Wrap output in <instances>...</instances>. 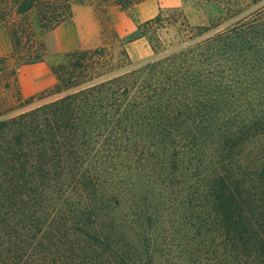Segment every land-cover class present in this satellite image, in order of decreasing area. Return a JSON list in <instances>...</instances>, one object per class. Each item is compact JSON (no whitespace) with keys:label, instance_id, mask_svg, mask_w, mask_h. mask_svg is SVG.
Returning <instances> with one entry per match:
<instances>
[{"label":"trees","instance_id":"obj_1","mask_svg":"<svg viewBox=\"0 0 264 264\" xmlns=\"http://www.w3.org/2000/svg\"><path fill=\"white\" fill-rule=\"evenodd\" d=\"M142 1L0 0L4 88L74 4ZM203 1L225 15L181 22L177 44L159 9L118 50L68 52L50 88L16 92L0 119V264H264V0ZM138 39L153 58L133 66Z\"/></svg>","mask_w":264,"mask_h":264},{"label":"rangeland","instance_id":"obj_2","mask_svg":"<svg viewBox=\"0 0 264 264\" xmlns=\"http://www.w3.org/2000/svg\"><path fill=\"white\" fill-rule=\"evenodd\" d=\"M233 1L235 0H231L230 7H232ZM236 1L239 3V0ZM241 2L244 4L238 5L239 8H243L248 1L241 0ZM139 8L140 10H137ZM161 12L164 18H169V22H172V19L175 18L177 20L176 24L172 22V25L160 32L165 47H167V44H177L179 42L176 26L181 22L188 23L191 26L208 25L210 19L222 18L225 15V9L220 4L206 3L203 0H188L186 2L180 0L179 8H162ZM157 13L156 6L148 3L136 4L128 10H121L117 7L103 8L76 3L73 6L72 20L59 28L57 33H50L47 34L48 36L42 37L46 48V59L43 61H46L45 64L50 70L52 66L57 65V61H61L62 63L64 55L73 50L104 46H112L118 50L119 45L129 37L137 24L153 18ZM3 40L4 36L0 34V55H5L1 51ZM125 49L129 54L133 66L141 65L153 58L150 47L145 39H138L129 43L125 45ZM43 77L45 76H41L40 73L38 78L43 79ZM7 81L8 79L5 76L0 77V119L9 116L10 112L6 111L15 103L16 92H19L20 97H28L21 94L18 80L5 89L4 83ZM53 81L55 82V80ZM52 85H48L45 81L42 83L32 82L28 83L27 88L30 91L35 88H41L36 92L40 93Z\"/></svg>","mask_w":264,"mask_h":264},{"label":"crops","instance_id":"obj_3","mask_svg":"<svg viewBox=\"0 0 264 264\" xmlns=\"http://www.w3.org/2000/svg\"><path fill=\"white\" fill-rule=\"evenodd\" d=\"M146 3L151 4V5L154 4L156 6L157 11H159V9L161 10L162 8H167V7H174V8L180 7V0H144L137 5L146 4ZM137 10H140V8ZM64 25H65V23L61 24L59 27H57L55 30L51 31L50 33L51 34L57 33L59 28H61ZM50 33H48V34H50ZM0 34H2L4 36L3 47H2L1 51L3 54H8L11 51V43H10V39L8 36L7 29L0 26ZM44 36H48V35L46 34ZM45 59H46V56H45L44 60ZM45 62L46 61H43V62L38 63V64H34V65H30V66H23V67L19 68L17 80H18L20 92L23 96L32 95L41 89V88H37V89L35 88V89L30 91L27 88L28 83H32V82L33 83H35V82L42 83L45 81L48 83V85L53 84V82H54L53 81L54 80L53 75L51 74V71L49 70V68L47 67ZM60 63H61V61H57V64H60ZM40 73H41V76H45V77H43V79L38 78Z\"/></svg>","mask_w":264,"mask_h":264}]
</instances>
